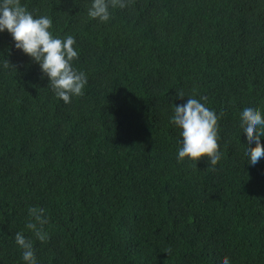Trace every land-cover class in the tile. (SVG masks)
Here are the masks:
<instances>
[{
    "label": "trees",
    "instance_id": "1",
    "mask_svg": "<svg viewBox=\"0 0 264 264\" xmlns=\"http://www.w3.org/2000/svg\"><path fill=\"white\" fill-rule=\"evenodd\" d=\"M20 2L76 38L88 83L64 104L0 32V264H23L18 231L39 264H264V159L247 163L238 116L264 109V0H130L106 23L90 0ZM187 96L220 116L214 166L176 160Z\"/></svg>",
    "mask_w": 264,
    "mask_h": 264
},
{
    "label": "clouds",
    "instance_id": "2",
    "mask_svg": "<svg viewBox=\"0 0 264 264\" xmlns=\"http://www.w3.org/2000/svg\"><path fill=\"white\" fill-rule=\"evenodd\" d=\"M129 2L130 0H90L87 16L106 23L112 18L110 9H123ZM52 27L53 21L48 15L34 14L20 0H0V32L7 31L11 35V48L19 50L37 63L42 78H47V87L56 98L69 104L74 97L83 95L88 76L74 66V61L79 58L76 38L72 35H54ZM0 66L16 69L4 54L0 57ZM185 96L183 91L176 92L177 99ZM204 99L187 96L183 104L174 103L170 123L180 130L176 152L178 163L186 158L195 163L201 158H207L208 163L214 166L221 159L218 146L220 116L201 102ZM238 116L239 127L248 141L243 144L246 161L255 166L264 159V145L261 143V137H264V109L249 102L240 109ZM28 213L29 222L26 227L32 231L36 240L41 243L47 241L49 232L45 226L49 223V217L45 210L33 207L29 208ZM14 242L21 252L23 264H39L31 239L18 231ZM215 264H232V261L224 255L217 257Z\"/></svg>",
    "mask_w": 264,
    "mask_h": 264
}]
</instances>
